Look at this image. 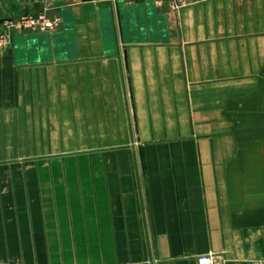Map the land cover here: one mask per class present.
I'll return each instance as SVG.
<instances>
[{
	"label": "crops",
	"instance_id": "1",
	"mask_svg": "<svg viewBox=\"0 0 264 264\" xmlns=\"http://www.w3.org/2000/svg\"><path fill=\"white\" fill-rule=\"evenodd\" d=\"M48 3L0 54V264H264V0Z\"/></svg>",
	"mask_w": 264,
	"mask_h": 264
},
{
	"label": "built area",
	"instance_id": "2",
	"mask_svg": "<svg viewBox=\"0 0 264 264\" xmlns=\"http://www.w3.org/2000/svg\"><path fill=\"white\" fill-rule=\"evenodd\" d=\"M23 4L39 5V9L30 14L8 19L3 23V30L0 32V54L9 48L14 35L20 32L46 33L55 31L61 24L59 16L51 15L48 0H19ZM200 264H208L210 259L202 257Z\"/></svg>",
	"mask_w": 264,
	"mask_h": 264
},
{
	"label": "rangeland",
	"instance_id": "3",
	"mask_svg": "<svg viewBox=\"0 0 264 264\" xmlns=\"http://www.w3.org/2000/svg\"><path fill=\"white\" fill-rule=\"evenodd\" d=\"M32 168L30 169H25V168H6L4 167V174H17L19 172V174L26 172V171H31ZM14 219H18L19 223H24V224H36V222H38L39 217L36 216H19V217H6V222H8V220H11L10 222L14 223ZM26 251H28V249H25ZM36 252H44L46 251L48 253V251H50L51 249H33ZM76 250V254H77V250L79 251V249H74V251ZM59 251V250H58ZM65 249H60L61 255L63 256Z\"/></svg>",
	"mask_w": 264,
	"mask_h": 264
},
{
	"label": "water",
	"instance_id": "4",
	"mask_svg": "<svg viewBox=\"0 0 264 264\" xmlns=\"http://www.w3.org/2000/svg\"><path fill=\"white\" fill-rule=\"evenodd\" d=\"M36 8H39V5H36Z\"/></svg>",
	"mask_w": 264,
	"mask_h": 264
}]
</instances>
